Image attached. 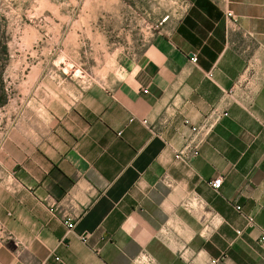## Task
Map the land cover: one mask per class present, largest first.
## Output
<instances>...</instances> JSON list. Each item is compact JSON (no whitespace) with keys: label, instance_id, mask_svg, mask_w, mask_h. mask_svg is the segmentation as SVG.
<instances>
[{"label":"crops","instance_id":"obj_1","mask_svg":"<svg viewBox=\"0 0 264 264\" xmlns=\"http://www.w3.org/2000/svg\"><path fill=\"white\" fill-rule=\"evenodd\" d=\"M183 1L106 79L34 92L0 148V264H264V0Z\"/></svg>","mask_w":264,"mask_h":264},{"label":"rangeland","instance_id":"obj_2","mask_svg":"<svg viewBox=\"0 0 264 264\" xmlns=\"http://www.w3.org/2000/svg\"><path fill=\"white\" fill-rule=\"evenodd\" d=\"M184 9L183 0H0V148L34 92L106 79Z\"/></svg>","mask_w":264,"mask_h":264},{"label":"built area","instance_id":"obj_3","mask_svg":"<svg viewBox=\"0 0 264 264\" xmlns=\"http://www.w3.org/2000/svg\"><path fill=\"white\" fill-rule=\"evenodd\" d=\"M228 16H232V12H228ZM191 60L196 63L198 61L197 54H193ZM145 92H147V90H145ZM227 115V111L214 107L204 116L199 124H191V135L187 139L185 145L176 151V158L185 162H191L195 159L200 154L202 144L206 141L216 125ZM144 122L147 121L144 120ZM185 123L190 124L191 122L189 119H186ZM211 183L214 188L219 189L222 184V177L215 178ZM249 221H252V218H250ZM65 223L69 228L74 226L72 218L68 217L65 220ZM82 237L86 240L87 233L83 234ZM261 241L264 243V235L261 237ZM148 259V256L141 255L136 260L142 263ZM218 262L219 259L211 260V264H217ZM191 264H193V262Z\"/></svg>","mask_w":264,"mask_h":264},{"label":"trees","instance_id":"obj_4","mask_svg":"<svg viewBox=\"0 0 264 264\" xmlns=\"http://www.w3.org/2000/svg\"><path fill=\"white\" fill-rule=\"evenodd\" d=\"M2 103H3V101H2Z\"/></svg>","mask_w":264,"mask_h":264}]
</instances>
